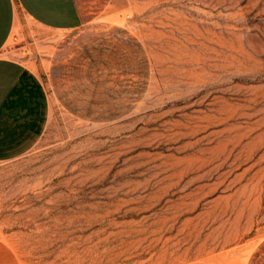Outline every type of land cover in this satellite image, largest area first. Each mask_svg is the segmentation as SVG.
Wrapping results in <instances>:
<instances>
[{
  "label": "rangeland",
  "instance_id": "obj_1",
  "mask_svg": "<svg viewBox=\"0 0 264 264\" xmlns=\"http://www.w3.org/2000/svg\"><path fill=\"white\" fill-rule=\"evenodd\" d=\"M105 1L147 91L117 120L54 102L0 162V264H246L264 240V0ZM27 35L4 50L46 77Z\"/></svg>",
  "mask_w": 264,
  "mask_h": 264
},
{
  "label": "crops",
  "instance_id": "obj_2",
  "mask_svg": "<svg viewBox=\"0 0 264 264\" xmlns=\"http://www.w3.org/2000/svg\"><path fill=\"white\" fill-rule=\"evenodd\" d=\"M105 10V0H0V162L41 139L54 102L82 120H117L147 91L143 45L127 26L108 22ZM17 28L37 36L35 52L48 48L46 77L4 50ZM246 264H264V240Z\"/></svg>",
  "mask_w": 264,
  "mask_h": 264
}]
</instances>
